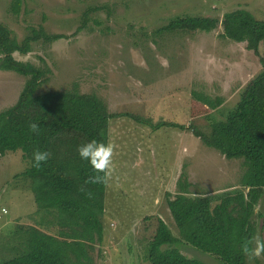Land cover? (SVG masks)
I'll return each instance as SVG.
<instances>
[{
	"label": "rangeland",
	"instance_id": "obj_1",
	"mask_svg": "<svg viewBox=\"0 0 264 264\" xmlns=\"http://www.w3.org/2000/svg\"><path fill=\"white\" fill-rule=\"evenodd\" d=\"M11 5L12 0H0V21L19 41L29 26L40 25L67 37L16 54L38 66L43 58L52 70L40 92L94 94L109 113L179 126L154 130L128 116L110 121L109 142L116 149L97 264H148L156 228L150 217L160 216L179 235L167 201L179 193L181 177L192 184V196L241 188L244 160L226 159L192 128L227 120L248 84L264 71V0H24L18 16ZM88 10L91 31L73 36ZM190 18L218 25L209 32L160 33L172 21ZM25 81L0 70V111L17 101ZM206 98L223 103L211 109ZM27 167L21 152L0 158V264L26 251L31 227L58 235L55 216L38 210L31 182L17 176ZM248 195L256 205L255 236L264 239V191ZM184 251L203 264H222L195 248ZM253 264H264V258Z\"/></svg>",
	"mask_w": 264,
	"mask_h": 264
},
{
	"label": "trees",
	"instance_id": "obj_2",
	"mask_svg": "<svg viewBox=\"0 0 264 264\" xmlns=\"http://www.w3.org/2000/svg\"><path fill=\"white\" fill-rule=\"evenodd\" d=\"M23 1L12 0L14 15L20 14ZM89 16L90 10L85 11L73 36L91 31L87 26ZM217 25V21L207 18L177 19L160 33L209 32ZM28 32L19 41L11 28L0 21V70L26 79L17 101L0 111V158L8 153H22L28 167L17 176L31 182L38 210L55 216L58 235L31 227L26 232V251L2 264H97L96 245L103 243L105 236L108 182L85 183L94 173L89 163L80 159L78 147L93 139L109 142L110 121L120 116H128L154 130L179 126L154 124L130 113H109L104 101L94 94H81L77 90L40 92L52 70L43 58L38 66L18 60L16 54L25 56L32 52L33 44L51 46L67 37L49 33L42 25L29 26ZM206 99L211 109L223 103L221 98ZM30 123L39 124V135L29 131ZM192 129L195 137L226 159L244 160L241 188L192 196V184L181 177L179 193L167 201L179 235L175 236L160 216L150 217L156 220V228L148 245L147 263L203 264L185 253L189 246L215 256L222 264H247L240 245L254 237L256 230V205L250 201L248 192L264 191V71L248 84L227 120ZM36 150L51 153L48 162L39 169L32 165ZM89 192L91 196L87 195Z\"/></svg>",
	"mask_w": 264,
	"mask_h": 264
},
{
	"label": "clouds",
	"instance_id": "obj_3",
	"mask_svg": "<svg viewBox=\"0 0 264 264\" xmlns=\"http://www.w3.org/2000/svg\"><path fill=\"white\" fill-rule=\"evenodd\" d=\"M32 134L39 135L40 126L37 123L28 125ZM116 146L112 142H102L95 139L78 147L77 152L82 161H87L94 175L85 181L86 184H107L112 178L114 166L113 157ZM51 157L47 151L36 150L32 154V165L39 169L46 164ZM91 196V193H87ZM241 253L247 258L248 264H253L256 259L264 258V239L259 236L251 237L240 245Z\"/></svg>",
	"mask_w": 264,
	"mask_h": 264
}]
</instances>
